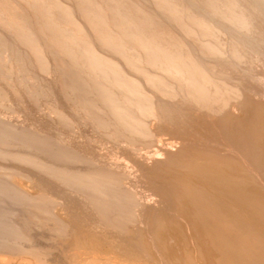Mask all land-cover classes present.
Segmentation results:
<instances>
[{
	"label": "bare ground",
	"instance_id": "bare-ground-1",
	"mask_svg": "<svg viewBox=\"0 0 264 264\" xmlns=\"http://www.w3.org/2000/svg\"><path fill=\"white\" fill-rule=\"evenodd\" d=\"M0 264H264V0H0Z\"/></svg>",
	"mask_w": 264,
	"mask_h": 264
},
{
	"label": "rangeland",
	"instance_id": "rangeland-1",
	"mask_svg": "<svg viewBox=\"0 0 264 264\" xmlns=\"http://www.w3.org/2000/svg\"><path fill=\"white\" fill-rule=\"evenodd\" d=\"M17 103H18V104L20 103L19 106L17 105ZM17 103L14 104V106H13V104H12V105H8V107H9V106L11 107L10 109H11V112H12V113L9 114L10 110H9V109H6V110H8V112L6 113V115L8 114V115H7V116H8V119H10V120H12V121L14 120L13 122H14L16 125L22 127V126H24V125H23V122H25L26 120H27L26 123L28 124V123L31 122V119H32V118H36V120H38V117H39L40 119H41V118H43V119L45 118L46 121H45V120H42V119H41L40 121H41V122L44 121L43 123H48V118H47L46 116L43 117V116H44V113H43V112L40 113V111H38V112H39V113H38V112L36 111L38 114H37L36 112L34 113L35 110H31V109H33V108H31V106H28V104L26 105L25 103L20 102V101L17 102ZM21 104H22V105L25 104L26 107L28 106L27 109L29 110V108H30V110H29V111H28V110H25L26 113H23V114H25V116H22V115H23L22 113H21V115L18 114V115L16 116L17 113L15 114V112L17 111L18 108H21V109H22V107H23V109L25 108V107L22 106ZM16 105H17V108H15ZM21 106H22V107H21ZM13 107L16 109V111H15V109H14ZM13 109H14L15 112L13 111ZM25 109H26V108H25ZM6 110H5V111H6ZM18 110H19V109H18ZM27 111H28V112H27ZM32 111H33V112H32ZM13 112H14V113H13ZM30 113H34V114L31 115ZM11 114H14V115H11ZM28 114H29L30 116H29ZM27 115H28V117H27ZM34 115H35L36 117H35ZM39 115H42V117L39 116ZM9 116H12V117H9ZM31 116H32V117H31ZM37 116H38V117H37ZM17 117H18V118H17ZM11 118H12V119H11ZM23 118H24V120H23ZM29 118H30V119H29ZM46 118H47V119H46ZM17 119H18L19 121H18ZM16 120H17V122H16ZM20 120H21V121H20ZM32 120H33V119H32ZM34 120H35V119H34ZM28 121H29V122H28ZM38 121H39V120H38ZM21 122H22V123H21ZM49 123H50V122H49ZM24 124H25V123H24ZM27 124H25V125H27ZM85 130H86V131H85ZM87 130H88V129H84V130H82V131L78 130V133H77V134H76L77 131L75 130L76 132L74 131V133H73V134H75V135H72V136L74 137L75 140H76V139L78 140L77 136L80 137V135H81L83 132H84L85 134H86V133H87V134L89 133V132H87ZM88 131H89V130H88ZM81 132H82V133H81ZM79 133H80V134H79ZM84 133H83V135H82V136H84V137H81L80 139H83V140L85 141V139H86L85 136H86V135H85ZM67 135L69 136V133L67 134L65 131H64L63 136H62V134H61V136L64 137V139H67V138H68ZM65 137H66V138H65ZM80 139H79L78 141H80ZM83 140H81V141H83ZM84 141H83V142H84ZM106 147H107V146H106ZM106 147L104 146V147H102V148H104V149L106 150ZM104 149H100V152H101V153H105L106 151L108 152V151L111 150L110 147H107L108 150H106V151H104ZM109 149H110V150H109ZM102 151H103V152H102ZM111 151H112V150H111ZM111 151L108 152V153H111L109 156L112 155V152H113V151H112V152H111ZM115 153L117 154V152H115ZM105 154H107V153H105ZM113 154H114V153H113ZM116 154H114V155H115V156H118V157L120 156L119 154H117V155H116ZM107 155H108V154H107ZM114 155H112V156H114ZM32 232H33V231H32ZM30 234H31V233H30ZM34 234H35V235H34ZM31 235L37 237V236H36V233H32ZM34 239H35V241L37 240L38 242H41V243H42V240H41V239H39V238H34ZM38 239H39V240H38ZM40 240H41V241H40ZM45 242H46V241H45ZM49 245L51 246V242H50V244H49V241H48V246H47V244H45L44 247H45V248L48 247L49 249H51V247H49ZM52 247H53V246H52ZM48 248H46V249H48ZM57 253H58L57 251H54V250H53V253H52L53 255L51 254V258H52L53 260H56L57 257H58V259L61 258V255H59L60 253H58V254H57ZM53 257H54V258H53ZM59 260H61V259H59Z\"/></svg>",
	"mask_w": 264,
	"mask_h": 264
}]
</instances>
